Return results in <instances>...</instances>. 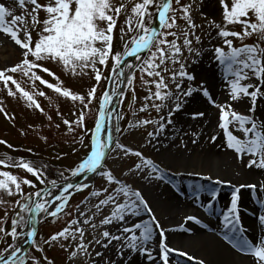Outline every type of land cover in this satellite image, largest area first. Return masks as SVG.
<instances>
[{"label":"snow or ice","instance_id":"1","mask_svg":"<svg viewBox=\"0 0 264 264\" xmlns=\"http://www.w3.org/2000/svg\"><path fill=\"white\" fill-rule=\"evenodd\" d=\"M15 2L18 4L19 9L24 10L25 15H13L4 4L0 3V34L9 38L14 46H18L21 50L19 63L0 70V82L7 89L9 96H15L19 93L29 102L30 107L34 106L36 109L43 111L33 95L25 91L21 84L13 78L12 74L22 73L33 83L38 81L39 84L52 89L65 98L71 99L73 102L79 101L81 111L74 123L76 127H83L85 125L84 110L89 109V105L97 98L96 87L90 88L86 95H78L49 83L37 74V70L53 78H56L55 73L40 62L47 60L59 63L73 75L78 74V69L83 71L86 68H91L94 74L93 78L96 84L99 85L105 79V76L97 65L108 66L111 62L114 75L124 77L121 67L125 65L124 58L135 55L138 59H141L138 53L147 50L149 52L148 57L142 59V63L138 67L141 72V80L149 92L145 100L152 101L151 106L157 111H160L166 101L171 100L174 104V107L170 106L169 118L161 122H154L150 119L140 122L141 125L156 123L155 131L148 133L149 137H155V135L165 130L166 124L170 125L172 123L171 115L179 113L185 102L181 97H191L194 91H201L202 96L207 98L208 103L218 109V128L223 132L226 147L231 149L240 159L248 156L247 168L264 170V117L257 119L255 115L240 114L234 110L231 103H217L203 85L199 90H194L191 87L182 90V84L177 81V76L181 81L185 79L193 81L195 79L194 76L189 75L184 70L185 66L183 64H181L179 72L172 71L170 77L175 85V93L169 90V85L166 83L163 73L169 72L168 61L173 64L179 63L176 57L181 55L182 47L187 48L191 53L194 41L197 44L200 43V36L196 34V29L199 26L194 22L191 15L194 3L181 4V0H175L177 7L174 8L173 0H127V2L120 0L119 3L115 0H48L46 4H42L38 0H15ZM218 4L222 15L221 23L215 24L210 21V25L218 30L217 35L223 38V44L229 51L225 52L223 48L217 47L215 48V57L225 66L226 73L231 77L228 81L230 100L233 102H240L245 99L250 101L247 111L248 113H255L258 100L264 98V47L261 46V44H264V0H218ZM153 7L156 9V18L159 20L163 31L158 32L155 28L146 26V23L153 18V13L150 11ZM177 11L180 13L179 19L185 22L186 29L178 27ZM40 12H44L46 18L42 21L39 38L33 41L25 17L31 19L32 28H35L41 24ZM122 13L125 16L126 28L122 27L120 29V39L124 41V50L123 52H117L114 50L113 45L114 32ZM9 17L11 19H7ZM228 25H240L242 31L228 30ZM173 28H177L180 35L183 36L182 45L177 43L179 36L177 31H171ZM21 32H23V38H21ZM129 33H135V35H132L130 40L125 41L124 38ZM169 36L173 39L169 40ZM252 36H256L260 43L234 47L232 39H229L234 37L242 40ZM97 44L100 47H97ZM153 48H155V51L152 50ZM199 54L197 51L196 55ZM126 67L131 70L134 66L127 64ZM145 74L154 79L145 80ZM126 79L127 84L131 86L135 76L130 73ZM245 80H254L255 83H242ZM9 84L15 86V91L9 87ZM153 85L154 92L152 91ZM39 95L43 96L44 93L40 92ZM109 100L110 93L105 92L100 104L101 109L109 103ZM155 101H160V103H155ZM146 107L147 105L141 108L140 111H145ZM0 113H4L6 118L11 119L3 107H0ZM100 115L103 117L104 112L101 111ZM204 115L203 111H197L193 115V119ZM64 124L69 132L75 130L72 126L73 122L64 120ZM230 127L241 132L244 138L240 139L234 135ZM99 131L100 123L97 122L96 132ZM216 139V136L211 137L213 142ZM192 143H196V140L193 139ZM0 144H6V141L0 140ZM8 147L11 146L8 145ZM114 147L126 156L132 155L141 160V163L136 164L134 171H141L144 167L149 168L151 173L159 171L158 167L151 160L145 159L140 151H132L119 142L115 143ZM105 154V144L94 139L90 153L71 171V175L78 176L82 173L95 172L97 169H101ZM0 166L18 167L31 174L41 184L45 183L43 173L30 162L24 160L11 163L0 161ZM62 175L63 173H61ZM101 175L106 178L109 185L119 184L120 187L114 189L115 194H109L94 206L99 210L101 206L110 203L114 205L111 214L106 215L100 221V225L106 226L116 221L124 226L119 229L120 234H114L109 230L102 231L99 238H95L94 243L104 249H108L110 246L113 247L116 254L121 257V261H124L125 250L144 255L149 261L155 260L156 258L147 247V244L152 239L153 225L157 229L161 228L157 218L152 215L150 222L133 223L132 226H127L126 223L128 216H139L141 207L151 214L152 210L148 202L140 191L129 188L117 179L111 171H103ZM161 178V176L155 177V179ZM50 183L53 188L57 186L56 180H52ZM216 183L221 182L216 181ZM22 185L35 188V185L28 179L21 180L8 171H0V205H5V207L7 205V201L2 198L3 195L21 198L15 200L17 219H11L10 230L4 226L8 218L7 210L4 213L5 219L0 220V240L6 242L3 252H0V264H28V260L19 255L21 249L10 242L19 239L18 229L23 222V213L45 212L51 217H57L64 211L68 203V196L62 194L55 195L54 200L51 201L47 199L33 201V196L42 197V191L38 190L35 193L25 195ZM73 187L74 185L69 183L63 187L62 192L69 193ZM84 187L82 185L77 190H83ZM241 187L254 190L256 185H241ZM241 187L236 188L232 194L230 208L224 213V227L230 228L233 233H237L234 237V246L237 247L238 251L249 257V264H264V238L253 243L249 239L243 238L242 229L238 232L237 226L240 219L238 200ZM104 191L108 192V189L105 188ZM121 193L125 198L123 203L117 202V197ZM92 195L98 196L99 193L93 192ZM209 195L212 200L217 198L215 191L210 192ZM209 207H212V205L209 204ZM50 208L52 210H49ZM77 208L79 217H83V219L71 220L67 227L52 235L50 240L45 241V243H51L61 238L67 240L69 237L73 240L79 239L77 249L71 252L73 258L79 252L88 254V247L84 243L85 226H89L94 230L99 227L93 222L95 213H93V216H87L84 211H79V206ZM187 220L194 221L197 224L200 223V220L194 216H188ZM259 221L261 225H264V216L259 217ZM73 226H76L74 230ZM27 235L32 237L34 232H29ZM159 236V261L161 264H170V254L173 252L180 256H187V259L193 261V264H204L202 260H195L185 252L168 247L164 242L166 236L162 229ZM37 251H42V249L37 248ZM95 256L101 258L103 264H115L110 259H103L104 253L102 252H96ZM32 264H39V262L33 260ZM47 264H52V262L48 261Z\"/></svg>","mask_w":264,"mask_h":264},{"label":"rangeland","instance_id":"2","mask_svg":"<svg viewBox=\"0 0 264 264\" xmlns=\"http://www.w3.org/2000/svg\"><path fill=\"white\" fill-rule=\"evenodd\" d=\"M42 4H46L48 0H38ZM119 3L120 0H115ZM127 2V0H124ZM0 3L4 4L7 9L13 13V15H25L24 10L19 9L18 4L15 0H0ZM194 3V8L192 9L191 15L194 22L199 26L196 29V34L200 36V43H193V51L189 53L187 48L182 47L181 55L176 57L179 63L173 64L168 61L167 67L169 72L163 73L165 76L166 83L169 85V90L176 91L174 82L170 79L172 71L179 72L181 64H183L184 70L188 72L189 75L195 77L193 81L180 80L177 76V81L182 84V90H186L191 87L194 90H199L201 85L208 89L210 95L212 94L209 80L210 77L216 76L221 80L231 77L226 73L225 66L222 65L215 57V48L221 47L225 52L229 49L224 46L223 38L217 35V29L210 25V21L215 24H220L222 20L221 9L219 8L218 0H181V4ZM173 7L175 5V0H173ZM27 8V5H26ZM153 13V18L150 22L146 23L147 27H152L156 19V9L153 7L150 9ZM177 24L180 29H186V24L183 20L179 19L180 13L177 11ZM27 21V27L32 33L33 41L39 38V31L42 27V21L46 18L44 12L39 13V19L41 24L32 28L31 19L25 17ZM11 19V17L7 18ZM126 28L125 16L122 13L119 20L117 21V28L114 32V50L117 52H123L124 41L120 39L121 28ZM228 30L241 32L242 27L240 25H228ZM163 31V29L161 30ZM171 31H177L179 39L177 43L182 45L183 36L180 35L177 28H173ZM21 38H23V32L20 33ZM135 33H129L125 36L124 40H130L131 36ZM169 40L173 37L169 36ZM232 39L234 47H242L244 45H251L254 43H260L256 36L246 37L244 39H237L230 37ZM194 40V38H193ZM264 47V44H261ZM97 47H100L97 44ZM155 51V48L152 49ZM199 55H196V52ZM149 52L146 50L144 53H139L133 58L129 64L133 65L135 68L132 72L135 79L133 85L129 86L126 83L124 91L119 95L118 98V115L116 121V134L115 142L110 148L102 168L99 170L98 175L93 180H87L84 182L83 190L75 189L70 195H68V203L63 212H61L57 217H47L40 223L37 233L33 239L31 246L25 252V257L29 264L35 260L39 264H47L51 261L52 264H103V260L95 256L96 252L104 253L103 259H109L110 250L114 251L113 247L104 249L100 245L94 243L95 238H99L100 233L104 230H109L114 234H118L119 228L117 227L116 221L110 225L101 226L100 221L106 216L110 215L114 205L111 203L105 206H101L97 210L94 206L99 203L101 199H105L109 194H115L114 189L120 187L119 184L109 185L105 177L101 175L103 171H111L113 175L119 179L122 183L126 184L129 188L136 191H142L144 187H150L152 183V176H161L162 178H168L169 181L180 184L178 181L180 179V174L176 169L173 168H159V152L154 150L155 145L159 144L160 140L165 137L172 143L173 148L177 146L180 149L185 146V144H192V140L195 139L196 143L202 142V145L216 146L220 147L225 143V138L223 142H213L211 140L212 136H223V132L218 128V109L208 103L207 98L202 96L201 91H194L191 97H181L185 102L182 105L181 111L176 114L171 115L172 123L170 125H165V130L158 133L155 137H149L148 133L154 132L156 128V123L149 125H141L140 122L144 120H152L154 122H161L164 119L169 118L170 106L174 107L173 101L169 100L165 102V105L161 107L160 111L153 108L152 101H146L145 97L149 95L143 81L141 80V72L138 67L142 63V59H146ZM21 60V50L18 46H14L13 42L9 38L0 34V70H4L5 67H11L19 63ZM45 67L49 68L55 77H50L46 73L37 70V74L40 75L44 80L59 86L63 89L70 90L74 94L86 95L90 88L96 87V99L93 100L92 104L89 105V109L85 111V125L83 127H76L75 121L78 118V114L81 111V105L79 101L73 102L69 98H65L52 89L47 88L44 85L39 84L38 81L33 83L27 77L23 76L22 73L12 74L13 78L21 84V87L28 91L36 102L40 105L43 111L36 109L34 106H29V102L17 93L15 96H9L7 94V89L4 88L3 83L0 82V107H3L8 113L11 119L5 117L4 113H0V140L6 141V144H0V161H5L11 163L13 161L24 160L25 162H30L35 164L41 171L45 178V183L41 184L35 177L27 173L23 169L16 168H4L0 166V171H8L12 175L17 176L19 179H28L35 185V188L29 187L28 185H22V189L27 195L28 193H35L36 191H44L46 188L51 187V181L56 180L61 183L62 179H66L71 175V171L75 169L79 163L84 160L87 154L91 150V141L93 131L96 127V122L100 114V104L103 99V94L109 88V81L112 79L111 74L113 73L111 62L108 66H99L101 71L104 73L105 79L97 85L91 68H86L83 71L77 70L76 75L71 74L67 71L61 64L53 61H41ZM130 69H128L129 71ZM114 74V73H113ZM127 74V73H126ZM251 75V74H249ZM116 75H113V77ZM118 78V77H116ZM145 80H152L154 78L144 75ZM242 83H255L254 80H245ZM114 86H118V79L114 81ZM9 87L15 91V86L9 84ZM152 91H155L154 85L152 86ZM43 92L44 95L40 96L39 93ZM229 92V87H228ZM191 98H195L196 105L190 104ZM217 103H231L234 110L240 114L254 115L255 113H248L247 109L250 106V101L242 100L240 102H233L231 100L227 101H216ZM155 103H160V101H155ZM146 107L145 111H140L141 108ZM191 105V107L198 108H209L214 124V130L206 131L208 123L201 120H193L189 128L180 129L177 124L178 116L184 115L188 117L190 111H184L186 107ZM198 107V108H197ZM264 110V98L258 100L257 110ZM256 110V111H257ZM64 120L73 122L72 126L75 129L72 132L68 131L67 126L64 124ZM177 124V126H176ZM59 125V127H57ZM119 129V130H118ZM233 134L238 138L243 139V134L236 131L234 128L230 127ZM178 134H174L175 132ZM83 140V142H81ZM189 140V141H187ZM199 140V141H198ZM104 143V138L101 139ZM121 143L132 151H140L145 159L151 160L159 169L156 173H151L150 169L144 167L141 171H134L136 164L141 163V160L132 155H124L118 149H115V143ZM195 143V144H196ZM10 145L11 147H8ZM247 163L249 157L245 156ZM204 168V167H203ZM61 173L63 175L61 176ZM205 175V174H204ZM164 176V177H163ZM207 177V179H206ZM182 183L188 186H200L202 188L212 190L215 188L216 183L212 175L205 176H187L186 179H182ZM107 188L108 192L104 189ZM99 193L98 196H93L92 193ZM193 195H191L192 197ZM7 201V205H0V220H4L5 210L8 212L7 222L4 224L5 228L10 230L11 219H17L16 216V205L15 200L21 199L18 196L8 197L3 195L2 197ZM33 201L38 199L35 196L32 197ZM124 197L122 193L117 197V202L123 203ZM79 211H84L87 216H95L93 222L99 227L97 229H92L89 226H85V237L84 243L88 247V254L84 252H79L76 257H71V252L77 249L79 239L73 240L69 237L67 240L61 238L56 242L45 243V241L50 240V237L56 234L58 231L67 227L71 220L73 219H83L79 217ZM54 207V205H53ZM49 210H52L51 208ZM29 213L25 212L22 214L23 222L20 224L18 229L19 237L23 233ZM216 217L218 214L215 215ZM134 218L141 219L144 221H151L150 215L133 216ZM132 219V220H133ZM130 220V221H132ZM129 219L127 222H130ZM76 226H73V230ZM153 232L158 234L159 229L155 228L153 225ZM19 240V239H18ZM17 241H10L13 244H17ZM63 245V246H62ZM6 242L0 240V252H3ZM37 248L42 249V251H37ZM186 252V249L183 250ZM47 258V259H45ZM170 260L178 264H193V261L187 259V256H180L174 253L170 254Z\"/></svg>","mask_w":264,"mask_h":264},{"label":"bare ground","instance_id":"3","mask_svg":"<svg viewBox=\"0 0 264 264\" xmlns=\"http://www.w3.org/2000/svg\"><path fill=\"white\" fill-rule=\"evenodd\" d=\"M131 61L133 59L128 60L122 67L123 72L128 71L129 68L126 65ZM229 80V77L223 80L216 76L210 77L211 96L215 101L230 100L228 95ZM190 101V104L196 105L195 98H191ZM110 106L109 113L104 114L103 119L99 121L100 131L96 132L95 136V139L100 141L104 138V144L106 140H112L116 133V120L113 119L114 104L111 103ZM184 111H190L191 114L187 118L184 115L178 116L177 124L180 129L189 128L193 120H196L193 119V115L197 111H203L205 115L197 120L203 119L208 123L206 131L214 130L215 126L212 124L214 120L208 107L196 110L195 107L189 105ZM254 115L257 119L264 117V110H257ZM174 134L177 135L178 132L176 131ZM167 138L169 137L162 138L159 144L154 147V150L159 152L160 164L158 167L176 169L180 174L178 181L181 183L175 184L166 177L155 179L156 175L152 176L150 187H144L140 191L152 210L150 214L141 207L140 214L154 215L161 226L158 234L153 232L152 239L147 244L156 259L149 261L144 255L125 250L124 261H121V257L116 254L114 248V251L110 250L109 259L115 264H161L159 261V232L162 229L166 236L164 242L168 247L182 252L186 249L185 253L191 255L195 260L204 261V264H249V257L234 246V237L237 233L224 227V213L230 208L231 197L236 188L241 185L255 184L254 190L241 187L238 200L240 219L237 227L238 232L243 230V238L249 239L253 243L264 238V225H261L259 221V217L264 216V170L247 168V163H244L246 158H238L231 149L226 147V143L216 147L202 145L200 141L196 144L187 143L180 150L177 149V146L173 148ZM216 141L223 142L224 137L219 134ZM204 174L212 175L215 183L216 181L221 183H216L212 190L182 183V179H186L187 176L199 177L205 176ZM88 176L87 172L78 175L76 184L84 182ZM58 191L59 188L55 191L53 189L48 195L43 194L42 196H49ZM212 191L217 193L215 200H212L209 195ZM191 195L193 196L191 197ZM209 204L212 207H209ZM216 214H218L217 217ZM188 216L196 217L200 223L188 221ZM128 219L132 220L133 216L127 217V226H132L133 223H142V220L138 218H134L130 222H127ZM116 224L119 229L124 226L119 222ZM19 243L20 241L16 245L19 246ZM117 246L119 245L117 244ZM173 253L176 254V252ZM170 264L178 263L170 260Z\"/></svg>","mask_w":264,"mask_h":264},{"label":"water","instance_id":"4","mask_svg":"<svg viewBox=\"0 0 264 264\" xmlns=\"http://www.w3.org/2000/svg\"><path fill=\"white\" fill-rule=\"evenodd\" d=\"M152 28H155L158 32L161 31V27H160V24H159V20L157 18L155 19V22H154ZM141 52H145V50L144 51H141ZM134 56L125 57L124 58L125 59V63H127L128 60L133 59ZM123 66L124 65H122L121 67H123ZM130 71L129 72H126L127 74L124 72L125 77H120V76H117V75L113 77L112 81H114V79L116 77H118V79H119V85H118V89H117V92L118 93H121L123 91V89L125 87V83L127 81L126 77L130 74ZM117 96L118 95H116V94L113 97H112V95L110 96L109 103L106 104V105H104V107L102 109V111L104 112V114H108L109 113L110 104L114 101V103H115V113L117 115V113H118L117 107H116L117 106L116 104L118 102L117 101ZM102 119H103V117H101V115H100L99 120H102ZM95 136H96V130L93 133L92 145H93V140L95 139ZM114 140H115V137L112 140H106V143H105V150H106L105 158H106V156H107V154H108V152H109V150L111 148L110 146L113 145ZM105 158H104V160H105ZM104 160H103V162H104ZM103 162H102V165H103ZM99 170L100 169H97L95 172H92L91 174H89L90 172H87L89 176L87 177L88 179H86L85 181H87V180H93L94 178H96V176L98 175ZM76 177L77 176H72V177H70V178H68L66 180H63L61 183H57V186L55 188H53V187L47 188L45 190V192H44V194H47V195L53 189L55 191L57 188H59V191L57 193H55V194H52L51 193L49 196H47L46 199L49 200V201H51V200H54L55 195H58V194L68 195L75 188L84 185V182L85 181L82 182V183L76 184L78 182V179ZM69 183L72 184V185H74L73 189L70 190L69 193H63L62 192L63 187L66 186ZM46 215H47V213H45V212H35V211H33V212H31L29 214V217H28V221H27L25 230H24V232L22 233V235L20 237V243H19V246H18L21 249V252L19 253V255L21 257L25 255V252L31 246V244L33 242V239H34V237H35V235L37 233L38 227H39L40 223L43 221V219L46 218ZM29 232H34V236L29 237L27 235Z\"/></svg>","mask_w":264,"mask_h":264},{"label":"trees","instance_id":"5","mask_svg":"<svg viewBox=\"0 0 264 264\" xmlns=\"http://www.w3.org/2000/svg\"><path fill=\"white\" fill-rule=\"evenodd\" d=\"M30 262H28V264H29Z\"/></svg>","mask_w":264,"mask_h":264}]
</instances>
